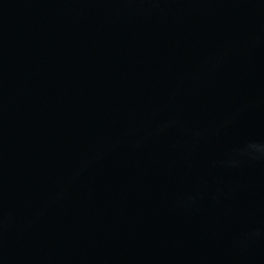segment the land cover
<instances>
[{
	"label": "water",
	"instance_id": "1",
	"mask_svg": "<svg viewBox=\"0 0 264 264\" xmlns=\"http://www.w3.org/2000/svg\"><path fill=\"white\" fill-rule=\"evenodd\" d=\"M0 264H264V0H0Z\"/></svg>",
	"mask_w": 264,
	"mask_h": 264
}]
</instances>
